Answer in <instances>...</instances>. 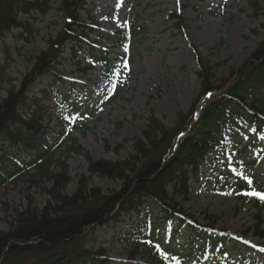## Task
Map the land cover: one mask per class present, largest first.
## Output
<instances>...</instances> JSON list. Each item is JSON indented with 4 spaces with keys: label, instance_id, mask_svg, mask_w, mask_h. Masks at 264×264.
Returning a JSON list of instances; mask_svg holds the SVG:
<instances>
[{
    "label": "trees",
    "instance_id": "trees-1",
    "mask_svg": "<svg viewBox=\"0 0 264 264\" xmlns=\"http://www.w3.org/2000/svg\"><path fill=\"white\" fill-rule=\"evenodd\" d=\"M54 2L0 0V38L18 28L32 34L29 28L34 13H50L55 9ZM86 3L87 0H60L57 10L64 18L62 29L34 58L32 69L16 85L14 79L2 75L7 93L0 100V196H6L9 189L26 185L27 202L21 208L5 203L7 229L0 228V264H112L106 249L96 248L98 228L118 223L133 212L140 213L151 200L160 205L159 217L125 233L128 258L134 264H223L222 258L227 251L223 246L236 235L216 228L218 220L207 212L204 222H199L176 198L188 199L191 175L199 172L206 155L226 143L235 130L249 136L251 147L261 156L257 137L264 135V38L243 65L220 80V85L216 84L219 80L216 77L221 64L212 65L191 44L196 61L195 74L201 81V91L191 108L177 114L173 127L152 112L140 134L133 138V150L126 158L94 159L76 138L70 136L68 126L55 130L50 127L54 113L62 125L69 123L66 114L71 111L74 94L64 92L66 108L58 107L53 113L43 103L49 96L39 98L30 94V86L40 76L51 77L54 86L64 85V74L57 66L67 43L71 44L76 64L83 73L96 64L106 66L109 73L117 64L128 65L126 55L130 54L144 29L127 23L114 34H97L94 20L86 22L81 15V11H86ZM251 5L256 14H264L262 0H251ZM168 19L174 20L179 33L186 35L181 15L172 11ZM261 31L264 36V23ZM261 31L257 29L255 34ZM92 34L99 41H111V47L118 49L116 59L108 57V47L101 48L99 41L91 38ZM80 52H83V60L78 58ZM119 91L116 83L101 104L115 101ZM215 91L217 94L201 106L204 98ZM198 110L200 114L196 120ZM122 125L121 122L117 124L118 127ZM105 147L117 154L124 148L123 145L110 147L108 141ZM75 154L85 157L90 177L81 175L70 192L73 177L69 159ZM227 167L240 175L237 165ZM94 175L118 181L121 188L106 193L101 187L92 185ZM250 184L255 185L247 183ZM169 185L173 186V195L168 191ZM33 189L46 196L43 206L37 204ZM152 214L150 212V217ZM174 217L178 223L175 230L171 221ZM157 222L165 225L169 241L174 239L171 232H178L186 224L199 229L196 239L185 242L187 253L178 249L180 246L161 243L162 231ZM262 222L264 220L258 215L255 233L263 237ZM200 239H203L202 244H199ZM217 256L221 257L220 261Z\"/></svg>",
    "mask_w": 264,
    "mask_h": 264
},
{
    "label": "rangeland",
    "instance_id": "rangeland-1",
    "mask_svg": "<svg viewBox=\"0 0 264 264\" xmlns=\"http://www.w3.org/2000/svg\"><path fill=\"white\" fill-rule=\"evenodd\" d=\"M59 4L60 0H55V9L46 15L34 13L29 28L32 34L18 28L0 38V100L7 93L2 75L14 79L16 85L32 69L34 58L48 47V40L62 29L64 18L57 10ZM172 11L181 15L188 38L177 34L173 22L168 20ZM82 16L85 20H90V16L96 20L97 33H113L126 21L133 20L144 29L133 45L127 70L117 68L108 75L104 69L96 68L81 74L69 49L57 67L67 76L65 89L74 88L79 96L71 120V137L76 138L94 159L126 158L133 150V138L140 134L152 112L167 126L173 127L177 114L191 108L201 91V81L195 74L196 62L190 42L211 64H221L217 67L216 77L219 79L216 84L220 85V80L227 78L232 69L243 65L264 38L261 31L264 14L255 13L251 0H88L87 12H82ZM257 29L261 31L259 34H255ZM101 45L108 47L110 43ZM115 81L120 83V96L114 102L100 105L104 93L113 87ZM49 83L47 78H38L31 92L38 97L49 96L45 102L53 108L60 102L62 87L54 88ZM44 89L48 93H42ZM120 122L123 125L118 127ZM56 123L54 120L51 125L57 128ZM105 140L110 147L123 145L124 148L118 154L113 149L108 151ZM248 144L247 136L231 135L229 146L220 154L208 155L199 176L190 180L188 199L176 198L199 222H204L207 212L218 220L216 228L229 230L237 236V240L226 246L223 264H264V237L255 233L256 216L260 215L264 220V199L249 194L253 191L264 194V138L260 137L258 141L263 152L260 158L254 150L247 148ZM232 157L238 159L242 179L228 175L223 169V164L231 162ZM69 164L73 177L69 187L71 192L80 176L90 177V172L82 155H74ZM249 179L257 181V186L242 189V182ZM91 182L106 193L121 188L120 182L98 175L92 176ZM168 189L172 194L173 186ZM34 190L31 192L37 204L43 206L46 196ZM26 191L27 186L20 185L9 189L6 196H0L1 229H7L5 205L24 207ZM148 211L145 207L139 215L124 217L123 221L97 230L101 245L116 263L129 264V247L123 240L124 232L148 220ZM153 211L157 214L158 207ZM260 230L264 232V222ZM173 234L174 245L195 238L187 227ZM180 246L187 252V248Z\"/></svg>",
    "mask_w": 264,
    "mask_h": 264
},
{
    "label": "snow or ice",
    "instance_id": "snow-or-ice-1",
    "mask_svg": "<svg viewBox=\"0 0 264 264\" xmlns=\"http://www.w3.org/2000/svg\"><path fill=\"white\" fill-rule=\"evenodd\" d=\"M209 95H211V94H209ZM262 138H264V137H262ZM249 183H251L250 179H249ZM249 194L250 195H256V196L260 197L261 199H264V194L257 193V192H254V191L249 193Z\"/></svg>",
    "mask_w": 264,
    "mask_h": 264
}]
</instances>
